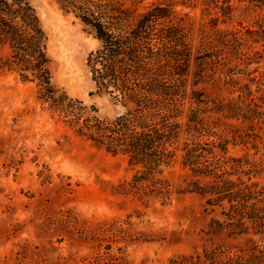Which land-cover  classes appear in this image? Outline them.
I'll return each instance as SVG.
<instances>
[{"label":"rangeland","instance_id":"1","mask_svg":"<svg viewBox=\"0 0 264 264\" xmlns=\"http://www.w3.org/2000/svg\"><path fill=\"white\" fill-rule=\"evenodd\" d=\"M31 1L49 36L56 87L82 101L92 115L114 119L125 112L92 78L88 57L101 47L95 31L58 0ZM133 4L137 14L168 5L177 18L192 23L184 129L193 89L262 112L255 119L252 112L230 114L228 108L203 109L194 116L226 138L229 155L246 160L251 171L243 179L264 186V8L258 0H234L225 16L223 0L127 2ZM213 24L223 32L242 30L239 47L250 55L234 61L235 45H219V56L208 66L222 85L194 86L196 61L204 58L201 39ZM39 96L37 83L0 70V264H195L192 256L207 250L245 245L246 236L212 224L225 218L211 211L200 194L181 192L194 180L181 152L156 175L171 185L169 200L124 191L120 187L136 173L128 159L80 135L75 123ZM213 140L219 141L202 138Z\"/></svg>","mask_w":264,"mask_h":264},{"label":"trees","instance_id":"2","mask_svg":"<svg viewBox=\"0 0 264 264\" xmlns=\"http://www.w3.org/2000/svg\"><path fill=\"white\" fill-rule=\"evenodd\" d=\"M58 1L95 31L101 47L88 57L92 78L98 90L114 96L125 112L114 119L92 115L82 101L56 87L49 36L31 0H0V50L4 52L0 70L37 83L40 99L75 123L80 135L109 153L125 156L136 173L120 187L124 191L169 200L171 185L156 175L173 165L181 152L183 166L194 177L181 192L200 194L211 211L223 215V221L212 219L218 229L247 237L245 245L236 249L218 247L191 260L195 264H264V186L244 180L251 171L246 160L229 155L226 138L194 116L203 109L223 112L228 108L230 114L252 112L255 119L262 112L244 110L193 89L184 129L191 21L177 18L170 6L162 4L137 14V5L128 6L129 0ZM233 1L223 0L225 16L233 10ZM258 2L264 8V0ZM241 32H223L213 24L204 33L203 48H199L204 58L196 61L194 86L201 82L216 88L222 85L223 79L208 66L209 60L219 56V45H235L234 61L249 58L239 47L244 41ZM239 65L236 61L234 67ZM205 136L219 141L203 142Z\"/></svg>","mask_w":264,"mask_h":264}]
</instances>
